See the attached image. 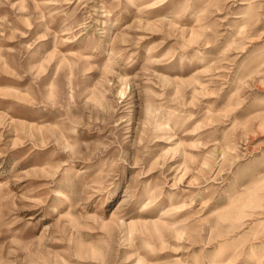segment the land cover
Segmentation results:
<instances>
[{
    "label": "rangeland",
    "instance_id": "374dc122",
    "mask_svg": "<svg viewBox=\"0 0 264 264\" xmlns=\"http://www.w3.org/2000/svg\"><path fill=\"white\" fill-rule=\"evenodd\" d=\"M127 1L0 0V264H264V0Z\"/></svg>",
    "mask_w": 264,
    "mask_h": 264
},
{
    "label": "bare ground",
    "instance_id": "6f19581e",
    "mask_svg": "<svg viewBox=\"0 0 264 264\" xmlns=\"http://www.w3.org/2000/svg\"><path fill=\"white\" fill-rule=\"evenodd\" d=\"M138 2V0H128L127 3L124 6V11L128 12L130 11ZM146 9H150L148 7H146ZM66 145V142H65ZM173 201L174 199H176V196H172L171 198ZM189 206H187V204H182L180 206H175L173 203L170 204V206L167 208V210L165 211L164 215H170L171 216V222H177L178 221V215L182 214L183 212H185L188 209Z\"/></svg>",
    "mask_w": 264,
    "mask_h": 264
}]
</instances>
